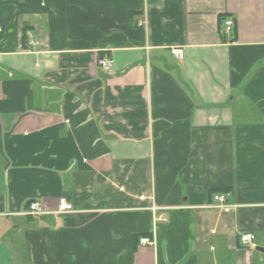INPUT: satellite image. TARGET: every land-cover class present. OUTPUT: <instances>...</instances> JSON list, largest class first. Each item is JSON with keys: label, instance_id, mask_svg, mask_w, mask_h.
I'll use <instances>...</instances> for the list:
<instances>
[{"label": "crops", "instance_id": "crops-1", "mask_svg": "<svg viewBox=\"0 0 264 264\" xmlns=\"http://www.w3.org/2000/svg\"><path fill=\"white\" fill-rule=\"evenodd\" d=\"M257 248L264 0H0V264H264Z\"/></svg>", "mask_w": 264, "mask_h": 264}, {"label": "built area", "instance_id": "built-area-1", "mask_svg": "<svg viewBox=\"0 0 264 264\" xmlns=\"http://www.w3.org/2000/svg\"><path fill=\"white\" fill-rule=\"evenodd\" d=\"M235 23L232 18L226 19L224 22V28L225 33L230 35L234 31ZM183 54L182 49H178L174 52V55L176 58H180V56ZM98 65L105 71L110 72L113 68V61L111 59H101L98 62ZM229 195L228 194H218L214 196V201L218 203V207L222 210L228 211L230 207L226 204L227 199ZM73 211V207L71 204H69L65 199H61L59 202V211L58 213L64 214V213H70ZM49 212L46 211L43 204L41 202H31V204L28 207V210L26 212L27 215L32 217H38L45 214H48ZM256 237L253 233H245L240 236V242L242 245H244L247 248L255 249L256 246ZM140 243L144 246H154L155 243L148 239V238H142L140 240Z\"/></svg>", "mask_w": 264, "mask_h": 264}, {"label": "water", "instance_id": "water-1", "mask_svg": "<svg viewBox=\"0 0 264 264\" xmlns=\"http://www.w3.org/2000/svg\"><path fill=\"white\" fill-rule=\"evenodd\" d=\"M257 251L264 252V250L262 248H257Z\"/></svg>", "mask_w": 264, "mask_h": 264}, {"label": "trees", "instance_id": "trees-1", "mask_svg": "<svg viewBox=\"0 0 264 264\" xmlns=\"http://www.w3.org/2000/svg\"><path fill=\"white\" fill-rule=\"evenodd\" d=\"M30 204H31V203H30ZM30 204H29V205H30Z\"/></svg>", "mask_w": 264, "mask_h": 264}]
</instances>
